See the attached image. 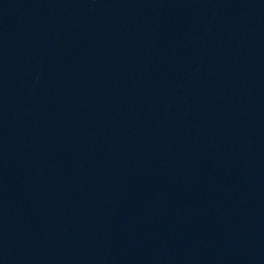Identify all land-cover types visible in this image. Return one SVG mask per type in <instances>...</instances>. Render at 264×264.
Masks as SVG:
<instances>
[{
  "label": "water",
  "instance_id": "obj_1",
  "mask_svg": "<svg viewBox=\"0 0 264 264\" xmlns=\"http://www.w3.org/2000/svg\"><path fill=\"white\" fill-rule=\"evenodd\" d=\"M0 264H264V0H0Z\"/></svg>",
  "mask_w": 264,
  "mask_h": 264
}]
</instances>
